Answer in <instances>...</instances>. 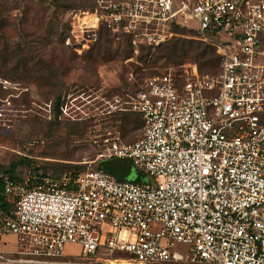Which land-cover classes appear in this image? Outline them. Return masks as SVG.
I'll return each instance as SVG.
<instances>
[{
  "label": "built area",
  "instance_id": "obj_1",
  "mask_svg": "<svg viewBox=\"0 0 264 264\" xmlns=\"http://www.w3.org/2000/svg\"><path fill=\"white\" fill-rule=\"evenodd\" d=\"M105 18L155 47L174 35L171 25L192 28L216 48L218 70L155 75L127 108L108 112L139 113L142 135L105 137L99 158L129 161L154 181L98 170L32 190L8 180L3 194L15 208L0 239L15 236L18 249L0 253V264L122 254L129 264H264V0H118ZM71 245L78 254L65 253ZM101 251L108 257L92 260Z\"/></svg>",
  "mask_w": 264,
  "mask_h": 264
},
{
  "label": "rangeland",
  "instance_id": "obj_2",
  "mask_svg": "<svg viewBox=\"0 0 264 264\" xmlns=\"http://www.w3.org/2000/svg\"><path fill=\"white\" fill-rule=\"evenodd\" d=\"M117 1L72 0V7L66 10L51 0H0V51L7 42L10 52L8 63L0 58V72L9 74L16 61L13 52L19 46L26 57L40 58L45 63L41 66L44 74H54L51 78L53 86L44 88L33 81V73L22 80L0 77L1 166L7 168L12 162L27 159L40 167L80 163L86 166L82 173L96 170L102 160L99 156L105 149L102 140L110 135L111 138L119 136L114 131L99 132L100 120L115 113H108L113 110L111 107L117 104L127 108L126 102L131 101L130 97L150 77L168 72L185 76V70L191 66L199 67L197 62L182 63L164 57L179 38L203 42L191 32L182 36L174 34L160 48L149 46L131 34L134 51L129 59H125L128 47L123 33L113 31L119 36L115 39L107 35L110 34L106 27L109 22L105 16L109 6ZM107 38L113 39L110 50L114 54L119 50L120 56L113 61L93 63L90 58ZM62 39L66 40L64 44ZM216 70L215 65L200 73L212 75ZM59 96L64 105L62 115L56 121L54 106ZM133 119L136 122L135 116ZM86 127L85 135L76 132ZM141 135L142 131L132 130L125 140L122 139L125 143H133ZM21 169L25 178L30 176L27 166ZM136 171L133 170L130 180L137 177ZM138 172L146 178L144 183L154 181ZM187 250L188 246L183 244L175 249L184 255ZM65 253L78 254L79 247L68 246ZM97 257L108 256L101 251L92 260ZM125 257L128 255L122 254L109 261H123Z\"/></svg>",
  "mask_w": 264,
  "mask_h": 264
},
{
  "label": "trees",
  "instance_id": "obj_3",
  "mask_svg": "<svg viewBox=\"0 0 264 264\" xmlns=\"http://www.w3.org/2000/svg\"><path fill=\"white\" fill-rule=\"evenodd\" d=\"M72 0H51V2L59 7H65L66 10L70 9L72 6ZM107 27V30L110 34H107L109 37L113 36L114 39L118 38L117 34H113L114 27ZM52 33L53 30H51ZM171 31L178 36L184 35L186 32L196 33L197 31L188 28L187 26H183L181 24H173L171 25ZM123 33L124 37L127 40L128 50L126 51L125 59H129L131 54L133 53L132 47V35L125 31L124 26L122 25L118 32ZM115 33V32H114ZM62 44L65 43V39L60 40ZM113 43V39L107 38L104 44H100L98 46L97 52L92 55L90 58L93 60V63H99L100 61H113L118 56H120L119 50L114 54L110 48ZM163 45V44H161ZM158 46V48L161 47ZM9 45L7 42L3 43V47L0 51V58H4L6 63H8L9 59ZM108 55V57H106ZM166 58L173 59L175 61H181L182 63L186 61H193L199 64L198 69L200 72L205 73V69H211L213 66H217L220 61V56L216 53V48L211 44L205 45L203 42L197 40H186L183 38H179L169 49V52L165 54ZM13 58L16 59L13 64V68L9 71V74H4L0 72V77L8 80H22L24 77H27L28 74H32V79L35 83H38L40 88L44 87H52V77H54L53 73L44 74L42 64H45L40 58H28L23 54L22 48L17 46L15 51L13 52ZM216 70V71H217ZM10 75V76H9ZM177 79H179L176 74H174ZM29 79V78H27ZM141 87V86H140ZM140 89V88H139ZM138 89V90H139ZM137 90V91H138ZM136 91V92H137ZM64 102H62L61 97H57L55 100L54 113L55 120L60 119L62 115V107ZM133 116L136 117L133 119ZM101 128L100 133H106L108 131L117 132L124 140L126 136L132 131H142L143 129V120L139 113L132 111L125 112H115L108 117L100 120ZM88 127L85 129H77V133L83 132V135L86 134ZM50 165V166H49ZM27 166L29 175L27 178L23 176V171L21 167ZM49 167V168H47ZM135 168L132 167L129 161L125 160H101L96 167L98 171H104L114 175L117 179L122 181H131L134 183L142 184L146 181V178L141 175V173L137 172V177L134 180H130L133 170ZM86 171V166L78 163V164H46V166H36L30 160L20 159L18 161L12 162L9 167L5 168L0 165V224L5 220L12 216V213L15 208V201L10 199L9 197L3 194V189L8 180L14 181L18 184L24 185L27 189L32 190L39 186L44 179H52V180H60L64 175H75ZM110 258H116V256H112Z\"/></svg>",
  "mask_w": 264,
  "mask_h": 264
},
{
  "label": "crops",
  "instance_id": "obj_4",
  "mask_svg": "<svg viewBox=\"0 0 264 264\" xmlns=\"http://www.w3.org/2000/svg\"><path fill=\"white\" fill-rule=\"evenodd\" d=\"M18 249V240L15 236H5L0 239V253L14 254Z\"/></svg>",
  "mask_w": 264,
  "mask_h": 264
},
{
  "label": "bare ground",
  "instance_id": "obj_5",
  "mask_svg": "<svg viewBox=\"0 0 264 264\" xmlns=\"http://www.w3.org/2000/svg\"><path fill=\"white\" fill-rule=\"evenodd\" d=\"M112 261H110L111 263ZM118 263H121V264H129L127 263L126 261H115V262H112V264H118Z\"/></svg>",
  "mask_w": 264,
  "mask_h": 264
}]
</instances>
